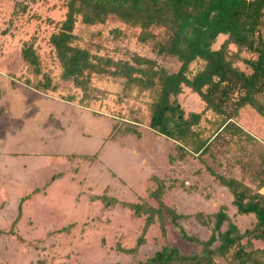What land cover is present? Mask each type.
<instances>
[{"label": "rangeland", "instance_id": "obj_1", "mask_svg": "<svg viewBox=\"0 0 264 264\" xmlns=\"http://www.w3.org/2000/svg\"><path fill=\"white\" fill-rule=\"evenodd\" d=\"M66 3L0 0V230L4 231L0 264H150L163 246H178L183 254L200 252V245L181 238L160 202L176 209L181 215L178 222L200 239L209 238L213 214L222 205L241 231L253 228L255 214H240L231 191L197 156L170 162L169 152L176 155L174 142L149 127L154 93L125 90L123 79L93 74L98 99L87 100L80 88L61 77L50 36L65 19ZM75 32L76 43L93 53L123 59L136 53L155 58L169 71L180 65L175 57L157 56L152 39L140 41V28L124 25L116 17L96 26L77 22ZM154 32L163 35V29ZM226 38L221 35L213 48ZM25 42L33 44L41 74L23 61ZM229 48L238 50L234 44ZM239 54L255 56L248 50ZM236 65L249 71L239 58ZM202 66V60L194 61L191 72ZM43 73L51 76L56 90L34 89ZM72 95L76 103L68 101ZM179 101L186 111L205 107L189 88ZM213 117L212 111H205L201 126H209L206 120ZM236 120L257 139L244 159L260 164L264 116L246 106ZM128 121L136 122L140 137L123 132ZM112 126L113 137L108 136ZM205 159L213 163L210 157ZM219 159L223 165L213 163L218 171L254 186L250 172L239 165L226 166V154ZM24 197L21 216L13 224ZM197 212L204 213L207 224L194 216ZM242 242L247 247L264 246L262 239ZM229 259L216 256V264H231Z\"/></svg>", "mask_w": 264, "mask_h": 264}, {"label": "trees", "instance_id": "obj_2", "mask_svg": "<svg viewBox=\"0 0 264 264\" xmlns=\"http://www.w3.org/2000/svg\"><path fill=\"white\" fill-rule=\"evenodd\" d=\"M66 6L65 19L50 36L62 66L61 77L80 88L87 100L98 99V90L92 84L93 74L123 79L125 90L154 93L149 127L174 142L176 155L170 154V162L175 158L183 160L188 154L197 156L214 179L231 191L237 211L253 213L256 217L253 228L241 231L222 205L213 214L214 226L209 238L204 240L189 234L178 222L181 215L177 210L160 202V208L170 215L181 238L200 245L201 251L183 254L178 246H163L149 259L150 264H216V256L230 258L231 264H264V246L247 247L242 242L244 238L248 243L252 238L264 240V192L261 191L264 153L259 152L258 165L244 159L248 147L254 146L257 139L236 120L246 106L264 116V0H67ZM112 17L124 25L139 27L138 39L142 42L152 39L157 56L175 57L180 62L179 68L169 71L155 58L136 53L126 59L93 53L76 43L77 22L96 26ZM154 28L163 29V35L158 36ZM221 35L227 38L218 48H213ZM229 44L238 50L231 52ZM241 50L255 56L241 57ZM21 54L35 74L42 73L32 43L25 42ZM237 58L249 71L236 65ZM197 60H202L203 66L192 73L190 65ZM56 87L51 76L43 73V79L34 89L56 90ZM185 87L204 101L203 111L184 109L179 96ZM74 97L70 96L68 101ZM205 111L214 114L206 120L209 126H201L206 119ZM135 123L126 122L123 132L140 137L141 131ZM110 135H115L114 126ZM224 154L226 166L239 165L242 171L251 173L253 187L215 168L213 163L224 164L219 159ZM206 156L213 160L212 164ZM24 200L25 197L20 201L13 224L21 216ZM130 206L138 211L135 204ZM194 216L202 224L209 221L203 212ZM225 223L227 228L223 229ZM1 233L4 231L0 230ZM142 241L140 238L137 245Z\"/></svg>", "mask_w": 264, "mask_h": 264}, {"label": "crops", "instance_id": "obj_3", "mask_svg": "<svg viewBox=\"0 0 264 264\" xmlns=\"http://www.w3.org/2000/svg\"><path fill=\"white\" fill-rule=\"evenodd\" d=\"M184 89H186V87L184 88ZM44 94H46V93H44ZM47 95H49V94H47ZM48 97H50L52 100L54 99V100H56V96H53V95H49ZM57 98H59V97H57ZM65 101V100H64ZM68 102V101H67ZM71 103H76V102H73V101H70ZM90 110V112H93L94 114H96L95 113V111H93L92 109H89ZM50 118H53V115H51L50 116ZM112 129H113V126H112V128H111V132H112ZM111 132L109 133V135L108 136H110V134H111ZM108 136H106V137H108ZM105 138V137H104ZM119 138H121V137H118V138H115L114 140H117V139H119ZM106 139V138H105ZM105 141V140H104ZM170 151V150H169ZM170 153H171V151L169 152V155H170ZM168 164H170L169 163V160H168ZM163 170V169H162ZM162 170L159 172V174L162 172ZM154 173H157V172H154ZM167 173V172H166ZM158 174V173H157ZM161 174H163V173H161ZM159 176V175H158ZM51 180H53V177L51 178ZM249 185H252V184H249ZM263 189V188H262ZM262 191V190H261ZM264 192V191H263Z\"/></svg>", "mask_w": 264, "mask_h": 264}]
</instances>
